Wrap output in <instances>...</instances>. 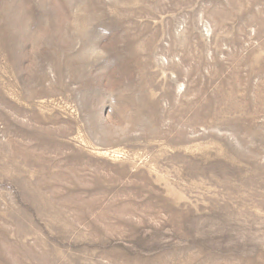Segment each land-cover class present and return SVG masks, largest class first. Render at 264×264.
<instances>
[{"label":"rangeland","instance_id":"obj_1","mask_svg":"<svg viewBox=\"0 0 264 264\" xmlns=\"http://www.w3.org/2000/svg\"><path fill=\"white\" fill-rule=\"evenodd\" d=\"M0 264H264V0H0Z\"/></svg>","mask_w":264,"mask_h":264}]
</instances>
